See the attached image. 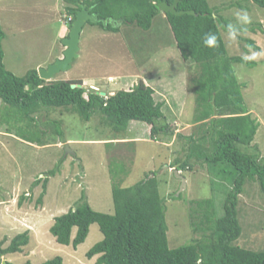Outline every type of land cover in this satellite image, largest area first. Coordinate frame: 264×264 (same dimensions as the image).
Listing matches in <instances>:
<instances>
[{"label": "rangeland", "instance_id": "1", "mask_svg": "<svg viewBox=\"0 0 264 264\" xmlns=\"http://www.w3.org/2000/svg\"><path fill=\"white\" fill-rule=\"evenodd\" d=\"M207 2L219 10L223 20L219 27L227 57H248L255 63L252 68L243 64H233L232 68L243 85L247 110L260 123L252 145L264 156V8L252 0ZM66 5V0H0L1 46L7 72L23 77L62 58V41L69 33ZM237 11H246L250 23L233 42L227 36V25L236 23ZM116 23L117 32L85 25L78 58L71 68L45 82L80 81L84 88L108 96L130 90L143 80L156 91V101L164 103L162 111L172 133L151 140L146 124L132 122L125 132H116L101 114L85 122L65 110L33 115L32 122L0 100V244L6 248L17 235L29 232L30 236L21 252L5 255L2 262L42 264L61 257L63 264H96L98 256L89 259L86 254L103 239L98 225L90 226L86 240L75 249L58 244L51 235L55 218L67 213L82 197L94 211L113 214L114 186L130 187L150 172L157 173L160 195L166 199L170 248L200 239L194 231L199 220L190 215L191 201L211 199L218 215H223L225 197L237 178L231 167L224 170L225 165L214 167L206 159L191 160L193 169L181 171L185 187L174 168H169L175 160L186 158L188 138L198 140L205 131L194 123L205 106L196 108L199 67L182 59L162 15L155 18L150 31ZM253 53L258 54L255 59L251 58ZM198 84L200 87L199 80ZM204 146H209L208 140ZM237 219L241 236L235 245L264 252V194L258 183H245ZM75 233L73 229L72 238Z\"/></svg>", "mask_w": 264, "mask_h": 264}, {"label": "trees", "instance_id": "2", "mask_svg": "<svg viewBox=\"0 0 264 264\" xmlns=\"http://www.w3.org/2000/svg\"><path fill=\"white\" fill-rule=\"evenodd\" d=\"M252 1L264 8V0ZM66 2L68 5L64 11L67 18H71L67 24L69 29L81 5L91 8V13H97L99 19L113 20L115 25L118 21L144 31H150L155 18L162 15L182 59L200 69L196 108L205 105L194 122L205 129V134L198 140L189 137L186 158L183 161L175 160L169 168L191 171L194 167L191 160L206 159L214 167L217 164L225 165L224 170L231 167L237 178L225 197L222 216L218 215L211 199L190 202V215L199 220L195 222L194 231L200 234V239L188 245L169 246L166 199L160 195L157 173L151 174L153 172L130 187L114 186L113 214L94 211L82 197L67 213L55 218L50 228L55 241L76 249L86 240L90 226L97 224L103 239L86 254L89 259L98 256L96 264H197L198 260L200 264H264V252L235 245L241 236L237 205L245 183H258L264 194V156L258 154L257 147L252 145L260 123L247 110L241 90L243 85L238 83L232 68L233 64L252 68L255 63L243 57H227L219 27L223 21L218 16L219 10L210 7L207 0H180L178 11L194 12V15L182 16L158 9L160 3L171 5L174 0ZM87 24L106 31H119L115 25L107 24L105 27L101 22ZM208 33L217 36V46H204L203 38ZM3 39L0 25V100L18 111L25 120L33 122L36 115H47L50 110H65L77 114L85 122H89L96 113L101 114L116 132H125L132 122L146 124L150 128L151 140H156L161 134L169 136L172 133L162 111L164 103L156 101V91L143 80L130 90H118L112 95L101 96V92L84 88L80 81L46 83L39 78L36 70L16 77L4 68ZM246 41L254 50H258L251 41ZM72 85L75 87L72 88ZM57 133L63 138L62 132ZM207 140L209 146L205 147ZM50 174L54 175L55 172ZM73 229H76V233L72 238ZM29 237V232H24L14 237L6 248L1 243L0 264L5 255L21 252L29 244ZM42 264H63V260L55 257Z\"/></svg>", "mask_w": 264, "mask_h": 264}, {"label": "water", "instance_id": "3", "mask_svg": "<svg viewBox=\"0 0 264 264\" xmlns=\"http://www.w3.org/2000/svg\"><path fill=\"white\" fill-rule=\"evenodd\" d=\"M180 0H174L171 5L162 2L158 5V9L164 13H170L175 16H182L184 14L194 15L193 11H178L177 6ZM101 22L105 27L107 24L114 23L110 19H99L97 13H91V8H87L85 5H81V10L77 11L76 18L73 21L68 36L62 41L64 50L62 52V58H57L54 62L47 67L38 69V76L44 81L52 80L57 74L69 70L72 66L74 59L78 58L80 36L84 26L87 23L98 24ZM119 24V23H118ZM75 86L72 85V88ZM101 96H105V93H100ZM176 177L181 181L182 187H185L186 180L175 171ZM2 264H7L2 262Z\"/></svg>", "mask_w": 264, "mask_h": 264}, {"label": "clouds", "instance_id": "4", "mask_svg": "<svg viewBox=\"0 0 264 264\" xmlns=\"http://www.w3.org/2000/svg\"><path fill=\"white\" fill-rule=\"evenodd\" d=\"M69 19L71 20V18H69ZM69 19H68V21H69ZM235 20H236L235 24L229 23L227 25V36H228L229 40H231L233 42L236 41L238 35H240L242 32L247 31L246 27H244V26L250 23V17L246 11H237L235 13ZM203 44L206 47L217 46V36L215 34H212V33L205 34V36L203 38ZM257 55L258 54L253 53L251 58L255 59ZM245 59H248V57H245ZM175 171H177V174L182 176L181 171L174 169V173H175ZM1 264H2V261H1ZM197 264H200L199 260L197 261Z\"/></svg>", "mask_w": 264, "mask_h": 264}, {"label": "crops", "instance_id": "5", "mask_svg": "<svg viewBox=\"0 0 264 264\" xmlns=\"http://www.w3.org/2000/svg\"><path fill=\"white\" fill-rule=\"evenodd\" d=\"M63 50H64V48H63ZM78 53H79V52H78ZM109 79H112V77H109ZM147 85L151 86V84H149V83H148ZM151 87H152V86H151Z\"/></svg>", "mask_w": 264, "mask_h": 264}, {"label": "built area", "instance_id": "6", "mask_svg": "<svg viewBox=\"0 0 264 264\" xmlns=\"http://www.w3.org/2000/svg\"><path fill=\"white\" fill-rule=\"evenodd\" d=\"M69 21H70V19H69Z\"/></svg>", "mask_w": 264, "mask_h": 264}]
</instances>
